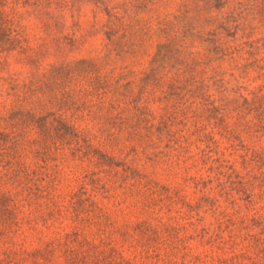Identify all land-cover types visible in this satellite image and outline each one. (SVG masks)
<instances>
[{
  "label": "rangeland",
  "instance_id": "1",
  "mask_svg": "<svg viewBox=\"0 0 264 264\" xmlns=\"http://www.w3.org/2000/svg\"><path fill=\"white\" fill-rule=\"evenodd\" d=\"M8 1L0 115L18 112L13 123H22L28 111L57 112L68 92L58 112L111 158L99 165L53 149L49 171L59 164L63 195L88 175L89 192L118 224L148 219L152 232L159 219L171 224L156 229L157 255L139 264H222L214 237L223 210L237 241L259 229L252 218L264 202L248 204L237 173L264 169V0ZM62 63L76 70L55 80ZM31 79L56 90L21 106ZM41 228L26 231L28 250L45 243Z\"/></svg>",
  "mask_w": 264,
  "mask_h": 264
},
{
  "label": "trees",
  "instance_id": "2",
  "mask_svg": "<svg viewBox=\"0 0 264 264\" xmlns=\"http://www.w3.org/2000/svg\"><path fill=\"white\" fill-rule=\"evenodd\" d=\"M44 2L36 0L37 8L40 5L50 6V2ZM8 3V0H0V66L3 64L1 53L11 50L5 47L4 41L7 25L14 19V15L6 10ZM23 51L29 50L24 48ZM59 67L60 74L55 80L62 76L68 78L76 70L71 64L62 63ZM2 80L3 77H0V83ZM43 83L31 79L22 86V94L16 103L22 106L35 99V103L42 105L43 96L56 90L52 82ZM63 93L66 98L55 104L59 106L57 112L38 116L28 111V118L22 123H13L18 112L9 116L5 113L0 115V264H24L29 258H39L41 264H52L59 258H64L66 264H139L141 255L147 260L154 258L157 246L153 234L157 228L171 224L159 219L153 227L154 232L148 219L118 224L89 192L84 181L88 175L80 180L77 189L72 188L67 195L60 192V166L55 164V168L51 167L49 171L48 165L57 160L54 153L59 149L68 147L74 157L80 154L79 158L86 157L95 160L96 164L112 166L111 158L102 146L91 143L97 136H91L86 129H79L75 119H68L58 112L63 110L70 98L68 92ZM28 128L35 129L33 136ZM137 135L131 134L132 137ZM32 154L35 161H29ZM260 157L262 165L258 169L264 166V156ZM248 166L253 164L246 163ZM253 168L244 174L237 173L240 190L248 204H253L255 196L264 202V169L259 174H252ZM128 178L129 175L125 180ZM131 185L133 190L140 188L136 183ZM146 207L153 206L146 204ZM260 208L263 213L257 212L252 218L259 229L255 233H247L241 242L232 235V229H228L236 224L232 214L227 210L219 213L214 238L222 251L218 256L220 263L264 264V204ZM39 227H42L41 233L46 232L45 243L28 250L26 231ZM227 232L228 235H224ZM131 249H134V255Z\"/></svg>",
  "mask_w": 264,
  "mask_h": 264
}]
</instances>
